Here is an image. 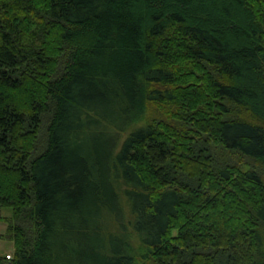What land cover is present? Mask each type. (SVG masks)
Wrapping results in <instances>:
<instances>
[{"label": "trees", "instance_id": "obj_1", "mask_svg": "<svg viewBox=\"0 0 264 264\" xmlns=\"http://www.w3.org/2000/svg\"><path fill=\"white\" fill-rule=\"evenodd\" d=\"M0 210V264H264V0H0Z\"/></svg>", "mask_w": 264, "mask_h": 264}, {"label": "rangeland", "instance_id": "obj_2", "mask_svg": "<svg viewBox=\"0 0 264 264\" xmlns=\"http://www.w3.org/2000/svg\"><path fill=\"white\" fill-rule=\"evenodd\" d=\"M62 72V71H61ZM45 143L41 144V147L44 146ZM213 156H215L216 158L218 157V155L221 154V152L217 151H212ZM235 158V157H234ZM234 158H232L231 161L233 162H237V159L234 160ZM244 170H247V167H244ZM2 215H10V211H1L0 210V216ZM7 225L5 223L0 222V255H6V254H10L13 255L14 252V245L11 241H9L7 239Z\"/></svg>", "mask_w": 264, "mask_h": 264}]
</instances>
